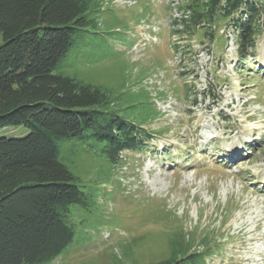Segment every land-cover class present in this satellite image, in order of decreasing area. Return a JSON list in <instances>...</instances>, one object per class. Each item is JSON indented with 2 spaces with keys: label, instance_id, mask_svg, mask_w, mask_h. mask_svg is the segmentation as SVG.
Instances as JSON below:
<instances>
[{
  "label": "rangeland",
  "instance_id": "obj_1",
  "mask_svg": "<svg viewBox=\"0 0 264 264\" xmlns=\"http://www.w3.org/2000/svg\"><path fill=\"white\" fill-rule=\"evenodd\" d=\"M261 2V31L243 50L232 25H214L213 36L176 34L184 0L103 1L98 25L79 35L57 73L133 107L129 118L152 134L153 149L125 153L114 168L92 140L59 143L91 203L73 207L74 241L45 264L159 263L177 233L211 246L207 264H264ZM25 135L24 127L0 130Z\"/></svg>",
  "mask_w": 264,
  "mask_h": 264
},
{
  "label": "trees",
  "instance_id": "obj_2",
  "mask_svg": "<svg viewBox=\"0 0 264 264\" xmlns=\"http://www.w3.org/2000/svg\"><path fill=\"white\" fill-rule=\"evenodd\" d=\"M103 1L0 0V130H27L0 136V264L49 263L74 241L73 207L87 208L91 190L61 162V141L92 140L114 168L125 153L151 150L150 135L129 118L133 107L120 109L106 89L57 73L79 35L98 25ZM184 1L176 34L202 28L213 36L214 25H232L241 49L253 48L261 0ZM195 244L173 234L169 258L152 264H207L211 246Z\"/></svg>",
  "mask_w": 264,
  "mask_h": 264
}]
</instances>
